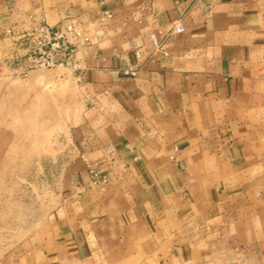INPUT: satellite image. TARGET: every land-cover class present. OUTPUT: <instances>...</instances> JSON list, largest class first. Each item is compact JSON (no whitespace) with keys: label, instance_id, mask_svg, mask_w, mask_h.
<instances>
[{"label":"crops","instance_id":"obj_1","mask_svg":"<svg viewBox=\"0 0 264 264\" xmlns=\"http://www.w3.org/2000/svg\"><path fill=\"white\" fill-rule=\"evenodd\" d=\"M146 1L153 15L123 25ZM101 8L116 14L105 25ZM40 21L76 22L89 37L76 53L83 107L66 123L71 154L44 226L0 264H88L104 252L264 264V0H0L5 55ZM178 21L184 31L154 50L150 34L162 39ZM9 26L17 35L1 38ZM131 65L134 76L123 72Z\"/></svg>","mask_w":264,"mask_h":264},{"label":"rangeland","instance_id":"obj_2","mask_svg":"<svg viewBox=\"0 0 264 264\" xmlns=\"http://www.w3.org/2000/svg\"><path fill=\"white\" fill-rule=\"evenodd\" d=\"M65 22L68 21L57 24ZM4 28L1 38H12ZM2 47L0 205L11 204L15 209L9 214L0 210V253L24 246L44 226L41 217L53 204V192L62 186L65 163L71 154L64 140L66 123L71 112L83 107L84 98L82 70L36 69L26 76L15 75L21 70L17 64L24 61L23 45L16 46L21 52L14 49L6 55ZM57 75H74L76 79L70 84L57 83ZM40 203L44 209L35 207ZM107 254L104 252L106 256L102 258L99 254L88 264H146L143 259H117ZM147 262L152 264V260ZM76 264L85 261L78 260Z\"/></svg>","mask_w":264,"mask_h":264},{"label":"built area","instance_id":"obj_3","mask_svg":"<svg viewBox=\"0 0 264 264\" xmlns=\"http://www.w3.org/2000/svg\"><path fill=\"white\" fill-rule=\"evenodd\" d=\"M115 13L108 8H101L96 20L105 25L115 17ZM153 15L151 3L146 1L137 6L132 12L122 19V24L131 22L142 23L147 16ZM185 29L183 23L176 22L168 34L159 39L155 33L150 34L153 49L165 53L166 40L171 33H181ZM12 38L17 34L12 26L4 28ZM23 42V62L17 64L21 70L15 75L26 76L31 70L36 69H70L82 70V66L76 59V53L84 46L90 44V39L85 30L76 22H65L63 24L51 25L47 22H35L34 25L20 33ZM135 54L139 57L140 50ZM135 65L128 66L123 72L134 76L137 71ZM178 148L175 147L174 150ZM173 159L174 156H169ZM90 177L94 183L106 182L96 170H89Z\"/></svg>","mask_w":264,"mask_h":264}]
</instances>
